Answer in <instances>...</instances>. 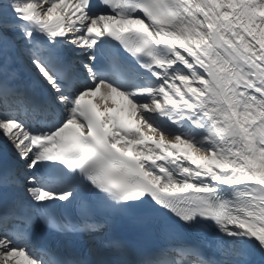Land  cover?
Returning <instances> with one entry per match:
<instances>
[{
	"label": "snow or ice",
	"instance_id": "obj_1",
	"mask_svg": "<svg viewBox=\"0 0 264 264\" xmlns=\"http://www.w3.org/2000/svg\"><path fill=\"white\" fill-rule=\"evenodd\" d=\"M0 264H264V0H0Z\"/></svg>",
	"mask_w": 264,
	"mask_h": 264
}]
</instances>
